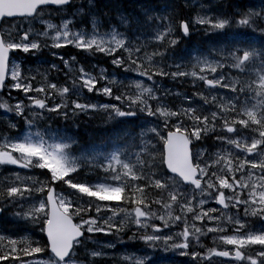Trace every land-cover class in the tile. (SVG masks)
<instances>
[{"label":"snow or ice","instance_id":"1","mask_svg":"<svg viewBox=\"0 0 264 264\" xmlns=\"http://www.w3.org/2000/svg\"><path fill=\"white\" fill-rule=\"evenodd\" d=\"M133 2L139 14L127 12L126 0H0V118L8 120L0 130V221L30 233L0 229V264H156L157 250L190 257L191 264L212 257L224 258L215 264H264V6L233 5L236 23L258 36L178 58V46L193 33L223 31L232 19L207 11L186 16L188 0ZM52 13L59 24L47 22ZM105 16L110 27L102 32ZM68 46L109 58L122 70L120 87L104 69L93 75L81 67L71 76L77 56L52 51ZM46 49L51 69L70 70V84L25 73L18 54L39 59ZM168 80L190 83L193 95L174 92ZM170 95L180 102L169 103ZM96 96L108 100L93 103ZM99 112L139 131L121 129L105 147L87 145L74 156L67 122L79 125ZM54 119L65 128L53 127ZM209 139L218 142L215 151L206 147ZM122 197V204L103 203ZM126 233L143 247L109 260L108 250ZM209 233L231 247L197 250Z\"/></svg>","mask_w":264,"mask_h":264},{"label":"rangeland","instance_id":"2","mask_svg":"<svg viewBox=\"0 0 264 264\" xmlns=\"http://www.w3.org/2000/svg\"><path fill=\"white\" fill-rule=\"evenodd\" d=\"M205 2L211 3V2H213V0H205ZM223 2H224L223 0H214V3H218V4H221ZM227 2H229L228 3L229 7H233V5L237 4L236 2L230 1V0H228ZM230 3H232V6L229 5ZM187 4L188 5L184 8V14L186 16L194 18L197 13L203 14V12H205V11L209 12L211 15L217 16V14L214 13L213 6H211L210 4L206 5V6L204 5L205 7H203V8L201 7L202 5L200 6L199 2H196V0H189ZM225 5L227 6V3ZM207 6H210V7H207ZM262 6H264V4ZM191 8H195V9H191ZM223 12H226V10L224 9L222 11V13ZM114 15H116V14L114 13ZM46 16H47V14H46ZM220 16H224V15H220ZM116 17H117L118 23H119V17L117 15H116ZM106 19H107V21L109 20L108 17H106ZM76 21L79 24L80 18L77 17ZM47 22H50V23H53V24H59L61 22V16L60 15L51 14V18L48 19ZM103 23H104V20H103ZM80 26H83V25H80ZM36 27L37 28L38 27L45 28L46 27V23L38 22ZM198 27H200V26H198ZM238 28L251 30V28H249L247 26L238 25ZM105 30H106V28H104V26H102L101 31L103 32ZM197 32H199V31H197ZM52 51H59V52L63 53L61 51V49L60 50L53 49ZM149 51H151V48H149ZM45 53L48 54V50L47 49L45 50ZM73 55H76V54H73ZM21 57H22V53L18 54L17 59H18L19 63L22 65V67L24 68V65H23V63L21 61ZM68 57H70V56H66L65 55V59H68ZM81 58H82L83 61H87L86 64H84V62L81 63L80 60L78 59L79 63L75 64V67L73 69H71V71L69 69H64L63 71L57 72L55 69H52V71L48 72V69L50 68L49 62L53 60V57H51V56L48 59L49 66H48L47 69L41 68L39 66H35V67H32V68H28L27 70H24V69L23 70L25 71L26 74L29 71H31V73H33V74H36L38 80L43 79V77L46 75L47 78L49 80H51L52 82H56L58 84L63 85L65 83L66 79H68V83L69 84L71 83V80L69 78L65 77V72H69L70 71V75L71 76H78L79 75V68L82 67L85 72L91 73L93 75H99L100 72H101V69H104V70H106L107 73L113 74L114 78L116 79L117 83L112 85L114 87V89L117 88V87H120V80L122 79V76H121L122 70L116 68L113 65H111L109 58L102 57V56H100V54H97V56H91L88 53H84V52H83V55L81 56ZM103 61H106V62H103ZM55 63H56V65L58 67H62V62L60 60L56 59ZM260 71H261V68H259V69L256 68V75H255V77L252 80L257 79V74ZM254 72H255V70L252 69L251 72H250V75H252ZM101 83H103V81H101ZM148 83L150 84L151 82H148ZM166 83L168 84V86L170 88L173 89L174 92L179 93L182 96V91L179 90L178 87H177V84H181L179 81L168 80V81H166ZM255 86L256 85L254 84L253 87H255ZM222 91H226V90H222ZM253 96H255V93H249L250 101H251V103L254 104V103H256V100L252 99ZM3 99H4V97L1 96L0 100H3ZM107 100H108L107 97H102V96H96V97L92 98V102L93 103L107 102ZM168 101H169V103H173V104L179 103V100L177 99V97L175 95H170L168 97ZM113 103H115V101H113ZM51 115L54 116L55 114H51ZM16 119H18L20 121V123L22 122V124H23V120L21 118L16 117ZM67 123H68L67 133H68V135H73L74 134V130L76 128H71V123H69V122H67ZM52 125H53V127H57L58 126V127H60L63 130L65 128V121L63 119H58V120L54 119L52 121ZM130 125L131 126L127 130V132L136 133V132L139 131V129H137L134 125H132V124H130ZM22 127H23V125H22ZM123 134L124 133L118 135V137L122 136ZM75 140L77 141V143H74L73 147L71 149V152H72V154L74 156H79L81 154V151L84 149L85 146L91 145V143L78 145V139L76 138V136H75ZM112 142L115 143L117 141H112ZM118 142H120L122 144H125V147H128V145L124 141L121 140V141H118ZM217 143L218 142L215 141L214 139H210V141L208 143H206V147H209L210 151H215L216 149H215L214 145H216ZM121 150L123 151V150H125V148H122ZM132 150H134V149H132ZM10 167L14 168L16 171H18V172H20L22 174L27 172V170L18 169V168H16V166H10ZM35 171L36 172H40L41 170H35ZM103 203L112 204V205L122 204L121 201H105ZM216 207H219V206L216 205ZM8 215L9 216H8V218L6 220L11 221L12 220L11 213H9ZM252 222L254 224H256L257 226L259 225V221L255 220V219H253ZM157 223H159V222H157ZM4 230H6L10 234H13V233H19L20 235H28V234H30V233L21 231V226L17 225L14 222L13 223H5ZM37 234H39L38 229L36 230V236L33 237L34 239L39 238V236ZM97 235H101V237H97L98 239L104 240L103 234H97ZM216 235H218V234L209 233L206 237H202V242L204 244V247L203 248H199L198 247L197 250H202V252L206 253L207 250L209 248H212V247H217V248H224V247H229L230 248L231 247V246L223 245L219 240H215L214 241L212 237L216 236ZM106 239H110V238L107 237ZM124 241H126L127 243H131L132 242V241H129L128 239H124ZM255 247L258 248L259 246H255ZM117 249H114V250L112 249L113 250L112 253L114 254V256H109V257H117L118 256L117 260H119L123 255H127V254H131L132 253V251H130L128 248H125V247H117ZM170 252H172V251H169V252L155 251V252H153L152 253L153 259L156 261V264H167V263H169L171 260H166V259L169 257V253ZM171 257H181V256L176 253V254H174ZM219 260H223V258L212 257L211 261L207 262V264H215V262L219 261ZM188 261H189V263H191L190 257H189Z\"/></svg>","mask_w":264,"mask_h":264},{"label":"trees","instance_id":"3","mask_svg":"<svg viewBox=\"0 0 264 264\" xmlns=\"http://www.w3.org/2000/svg\"><path fill=\"white\" fill-rule=\"evenodd\" d=\"M223 1L224 2L221 4L228 3L227 2L228 0H223ZM126 4L128 5L127 9H126L128 13L139 14V8L137 7L136 2H133V0H126ZM111 18H112V24H114V25L119 24L118 19H117L116 15H114V13L112 14ZM103 20H104V23H103L104 28L108 29L110 26H109V23L106 19V16L103 17ZM217 34H218V40H219L218 45L226 44L229 42V39H225L226 34L221 33L220 31H218ZM205 36L209 37L212 35H205L203 33L201 35L194 36L190 40H185L184 42H182V44L178 46V48H179L178 58L180 56L187 57V54L189 52L195 53L197 50L206 52L211 46H207V45L203 44V43H206ZM200 44H203L205 47L201 48ZM184 47H186V48L184 49ZM61 51L66 56H71L73 54H76L77 56L83 55V52L77 51V50H75L69 46L67 48L61 49ZM86 62L87 61H84V64H86ZM256 68L259 69L260 67H256ZM225 71H227V69H225ZM181 85L182 86H179V88L183 91L184 95L190 96L193 94V91L189 88V83H183V84L181 83ZM2 112H3V110L0 109V113H2ZM69 123H71V128H76L74 130V134H75L76 138L78 139V145L91 143V144H95V145H100L102 147L106 146V142L109 140L110 136L118 137V135L123 133L121 131V129L127 131L131 126L130 124L117 125L115 122H109V121H107L103 112H99V113H97V115L95 114L92 117H87V116L81 117L80 121H79V125L73 124L71 121H69ZM7 124H8V121L6 119L0 118V130L5 129L7 127ZM209 141H210V139L207 140L206 143H208ZM101 175H103V173H101ZM120 201H121V203H123V197L121 198ZM2 222L3 221H0V228H2ZM3 223L5 224V222H3ZM37 235L40 236L41 234L39 233ZM97 237H101V235H97ZM123 246L128 248L130 251H133L134 249L142 248V244L139 242L127 243L126 241H124ZM108 259L111 260L109 257H108Z\"/></svg>","mask_w":264,"mask_h":264},{"label":"bare ground","instance_id":"4","mask_svg":"<svg viewBox=\"0 0 264 264\" xmlns=\"http://www.w3.org/2000/svg\"><path fill=\"white\" fill-rule=\"evenodd\" d=\"M213 4H214V0H213ZM191 9H195V8H191ZM226 10V12H223L222 13V11L223 10ZM212 10V9H211ZM213 10H214V13H216L217 14V16H220V15H224V16H228L229 18H231L232 20L234 19V21H235V23H236V20L237 19H239V16L237 15V14H235L236 12V10L235 11H232V9H231V7H229V6H226L225 4H221V5H218V4H215V5H213ZM121 30H123V29H121ZM210 37V39H209V41L208 42H206V43H203V44H205V45H207V46H211L212 47V45L213 44H217L218 43V39L217 38H215L214 36H209ZM203 44H200V47L201 48H204L205 46L203 45ZM187 45V44H186ZM189 46V45H188ZM186 47H184V49H185ZM190 48V47H189ZM78 57V59L80 60V62L81 63H83L84 61L82 60V58H81V56H77ZM103 62H106V61H103ZM48 72H50V71H48ZM192 91H194V89H191ZM193 95V94H192ZM191 95V96H192ZM199 101H201L200 99H199V97H193V100H192V103H194V104H199ZM186 103H187V101H186ZM128 235H130V233H126L125 234V239H127V236ZM105 237V236H104ZM106 238L107 237H105L104 238V240H106ZM110 238V237H109ZM111 260H113L114 258H118V257H109Z\"/></svg>","mask_w":264,"mask_h":264},{"label":"flooded vegetation","instance_id":"5","mask_svg":"<svg viewBox=\"0 0 264 264\" xmlns=\"http://www.w3.org/2000/svg\"><path fill=\"white\" fill-rule=\"evenodd\" d=\"M230 1H234L237 4H239L241 6V8H247V7H255V9L259 10L262 7V2H258V1H252V0H230ZM229 5L232 6V3H230ZM232 11H235L233 7H231ZM232 24H235L234 19L232 20ZM178 264H186V260L184 259H180Z\"/></svg>","mask_w":264,"mask_h":264},{"label":"water","instance_id":"6","mask_svg":"<svg viewBox=\"0 0 264 264\" xmlns=\"http://www.w3.org/2000/svg\"><path fill=\"white\" fill-rule=\"evenodd\" d=\"M262 1H264V0H262Z\"/></svg>","mask_w":264,"mask_h":264}]
</instances>
